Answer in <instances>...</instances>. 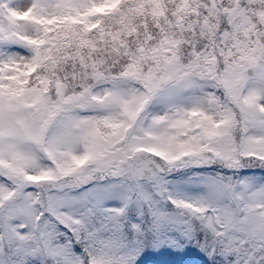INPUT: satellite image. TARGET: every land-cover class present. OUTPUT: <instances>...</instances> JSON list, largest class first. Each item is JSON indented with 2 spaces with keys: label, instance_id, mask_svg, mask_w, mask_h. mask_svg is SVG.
Returning a JSON list of instances; mask_svg holds the SVG:
<instances>
[{
  "label": "snow or ice",
  "instance_id": "obj_1",
  "mask_svg": "<svg viewBox=\"0 0 264 264\" xmlns=\"http://www.w3.org/2000/svg\"><path fill=\"white\" fill-rule=\"evenodd\" d=\"M264 264V0H0V264Z\"/></svg>",
  "mask_w": 264,
  "mask_h": 264
},
{
  "label": "rangeland",
  "instance_id": "obj_2",
  "mask_svg": "<svg viewBox=\"0 0 264 264\" xmlns=\"http://www.w3.org/2000/svg\"><path fill=\"white\" fill-rule=\"evenodd\" d=\"M201 255L198 249L191 247L182 253L170 247H161L159 250L149 247L136 264H198Z\"/></svg>",
  "mask_w": 264,
  "mask_h": 264
}]
</instances>
